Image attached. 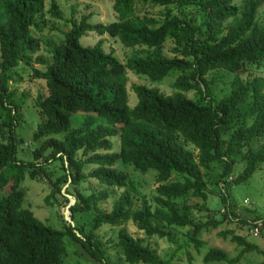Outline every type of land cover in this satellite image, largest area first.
I'll list each match as a JSON object with an SVG mask.
<instances>
[{
  "label": "trees",
  "instance_id": "trees-1",
  "mask_svg": "<svg viewBox=\"0 0 264 264\" xmlns=\"http://www.w3.org/2000/svg\"><path fill=\"white\" fill-rule=\"evenodd\" d=\"M111 1L116 19L104 24L92 23L91 13L79 20L74 13L64 17L56 0H49L48 6L46 0H0V190L5 175L13 176L8 190L0 193V264H65V234L98 264H115L110 246L126 264H173L189 244L199 249L204 243L201 230L236 220L245 227L243 232L227 229L219 234L241 246L239 253L229 257L212 246L204 262L236 264L245 252L258 250L264 264V250L244 234L253 236L254 226L261 227L264 220L239 216L223 194L220 218L209 213L214 211L206 203L215 193L207 184L216 163L221 164V173L214 182L226 187L247 181L264 161V73L253 72L264 68V13L260 16L258 11L264 0ZM143 5L163 8L159 17L141 16ZM45 12L71 27L57 43L43 42L47 56H34L41 41L33 29L41 28L39 19ZM90 31L108 33L131 48L127 62L113 48L106 51L103 39L82 45L80 38ZM167 40L173 43L172 56L163 53ZM20 65H31L32 77L44 80L47 90H38L33 99L42 116L33 134V139H41L32 151L33 161L16 155L19 110L28 93L16 98L10 87L22 78ZM128 69L151 82L172 76L173 92L162 93L149 81L150 85L134 84L137 102L131 106ZM215 71L232 76L228 82L223 73L208 79ZM218 80L228 89L215 94ZM190 90L196 97L187 96ZM74 114L81 117L76 126ZM61 132L62 138L49 137ZM117 162L142 174L155 170L157 186L151 203L128 168L115 167ZM52 163L63 171L53 176L46 167ZM90 165L93 168L84 172ZM238 166L242 171L233 177ZM26 174L34 180L46 179L48 204L57 201L65 207L68 195L74 196L69 206L73 223L61 215L64 230L55 229L24 206ZM90 179L104 188L88 191L83 184ZM117 190L111 209H103L100 203ZM192 198L198 201L192 204ZM193 209L208 214L197 219ZM129 220L147 238L167 239L175 246L172 253L162 257L144 244V236L134 237L121 225ZM104 225L117 228L113 243L97 233ZM183 227L188 230L181 245L176 234Z\"/></svg>",
  "mask_w": 264,
  "mask_h": 264
},
{
  "label": "rangeland",
  "instance_id": "rangeland-1",
  "mask_svg": "<svg viewBox=\"0 0 264 264\" xmlns=\"http://www.w3.org/2000/svg\"><path fill=\"white\" fill-rule=\"evenodd\" d=\"M47 1V6L49 0ZM59 4V7L62 11L64 17H70L73 13L74 16L79 20L81 15L89 14V20L92 23H104L109 24L116 19V13L112 8L111 0H56ZM163 7L159 6H151V5H143L140 6L139 14L141 16H153L159 17V13ZM259 14L262 16L264 13V2L259 8ZM41 24V28L33 29V33L35 36L40 38L41 48L37 50V53L34 54H44L48 55L47 49L48 47L44 45L45 40H50L53 43H57L63 37L64 31L68 30L71 27L69 22H65L64 20L57 19L56 17L50 15L48 12L44 13V16L39 19ZM99 39H103V47L106 51L110 49H114L116 56L123 62L126 63L129 56L131 55V48H127L122 45V43L116 38L110 36L108 33L103 35H99L95 32H87L84 36L80 38V43L84 46H91L95 44ZM173 43L171 40H167L163 49V53L166 55H173L171 51ZM36 67L42 68L40 63L34 62ZM19 72L21 73V80L15 83H11L10 87L15 90V97L19 98L22 94L28 92L26 97L23 100L22 107L20 108V116L18 118V124L16 126V132L18 135V149H17V158L33 161L32 151L35 149L41 142L40 140L33 139L34 130H36L37 125L42 121V116L40 115L38 109L34 106V97L37 94L38 90L47 91L45 82L42 79H37L32 77V66L31 65H20ZM255 73L262 72L264 73V68H260L258 70H253ZM224 74L225 81L228 82L231 74H227L223 71L219 72H210L207 76L208 79L213 77L214 75ZM128 82L127 89L129 93V103L130 105H134L137 102V96L135 92L132 90V86L134 84H149L147 76L136 74L131 70H127ZM172 76H167L160 82H151L150 87H158L162 93L170 94L173 92L171 87V83L173 82ZM149 81V82H148ZM214 93H223L224 90L228 89V84H225L223 81L218 80L214 85ZM47 93V92H46ZM187 96L190 98L196 97V93L194 90H190L187 93ZM81 119L80 115L74 114L72 125L76 126L78 120ZM62 138L63 133H56L49 135V137ZM112 143L114 146V150L117 147V139L115 137L112 138ZM188 148L192 149L195 153L197 149H195L191 145H187ZM40 160L42 158H39ZM37 162V160H34ZM48 171L54 175H57L63 171L58 167V164L52 163L46 166ZM115 167L125 170L128 168L130 175L134 177V180L137 182L138 189L142 195H145L148 201L151 203V196L155 193V189L157 183L155 181V170L150 169L145 174H142L140 171H135L131 167L124 168L119 162L115 164ZM93 166H86L84 172L90 171ZM240 170V171H239ZM234 171V170H233ZM242 171V167L238 166V168L232 173V176L235 177L237 172ZM238 172V173H239ZM28 173V172H27ZM221 173V164L216 163L214 165L213 171L210 172L208 178L207 188L210 190L214 189L215 193H211L207 198V205L213 210L209 212L213 217L216 216L218 218L221 217L220 208L223 207V197L220 194H223L226 198V201L231 205L235 212L246 219H261L264 220V161L260 163L259 168L244 182H234L230 183L228 186H220L215 184L216 174ZM231 175V174H230ZM11 175H5V181L3 182L4 186L0 193L7 191L11 184ZM9 181V182H8ZM231 181V180H230ZM87 186L88 191H92L94 189L104 188L103 184H100L95 179H90L85 184ZM66 186V185H64ZM22 190L24 192V206L30 207L34 212L35 216L41 219L46 224L54 227L55 229L64 230V221L61 217L63 215L64 219L67 222L73 223L69 206L74 204L75 198L72 195H68L69 203L67 206H60L57 201H53V204H48L46 202V197L50 193V188L46 179L42 180H34L31 179L28 174L25 175L24 182L22 184ZM225 190L227 193H225ZM224 192V193H223ZM119 191L117 190L111 198H107L100 203V206L105 210H110L112 207L113 197H117ZM58 199L61 200V197L58 196ZM139 197L137 203H139ZM198 201L196 198L190 199V203L194 204ZM208 211L204 212L202 216V212H198L193 209V215L197 219H204V216H207ZM239 221H230L223 222L217 227H209L208 229H204L200 231V238L204 241V243L196 249L193 244H189L186 250L179 251L177 255L173 258V264H224V262H208L205 263L203 260V256L205 252L212 246L216 248H220L226 251L229 257H233L237 255L241 249V246L230 241V238L226 239L222 238L219 234L220 231L227 229H234L236 233H241L245 230V227H242ZM125 227L134 237L142 238L144 236V244H149L150 247L154 248L159 255L162 257H166L172 253L175 246L167 241L165 238L160 237H150L147 238L141 230H138L135 224L129 220L125 223L121 224ZM262 230L258 229L253 232V236L248 233H244L245 237L248 241L256 244L260 250H264V224L262 225ZM249 228V227H248ZM188 227L180 228L178 231L180 233L176 234V238L178 243L184 245L186 243V232ZM251 232V230H250ZM97 233L103 238L104 241L111 240L113 243L116 241L117 228L111 227L109 225H104L100 229H98ZM185 233V234H184ZM185 235V236H184ZM64 242L66 248L68 250V254L66 258H64L65 264H98L93 262L88 258L89 254L81 248H78V244H76L68 234L64 235ZM79 249V251L73 250V248ZM109 256L111 258V262L115 264H126L120 257L116 255V250L112 246L109 249ZM263 260V254L258 251H250L245 252L241 257L240 261L236 264H261ZM145 264V263H138Z\"/></svg>",
  "mask_w": 264,
  "mask_h": 264
},
{
  "label": "clouds",
  "instance_id": "clouds-1",
  "mask_svg": "<svg viewBox=\"0 0 264 264\" xmlns=\"http://www.w3.org/2000/svg\"><path fill=\"white\" fill-rule=\"evenodd\" d=\"M254 227H258L260 231L262 230V227H259L257 224Z\"/></svg>",
  "mask_w": 264,
  "mask_h": 264
},
{
  "label": "built area",
  "instance_id": "built-area-1",
  "mask_svg": "<svg viewBox=\"0 0 264 264\" xmlns=\"http://www.w3.org/2000/svg\"><path fill=\"white\" fill-rule=\"evenodd\" d=\"M258 229H259L258 227H254V229H253V232H254L255 230H257V231H258Z\"/></svg>",
  "mask_w": 264,
  "mask_h": 264
}]
</instances>
